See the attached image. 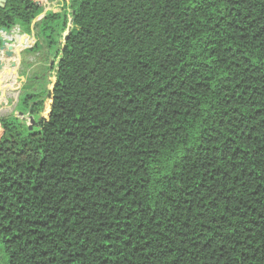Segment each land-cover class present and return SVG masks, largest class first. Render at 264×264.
I'll list each match as a JSON object with an SVG mask.
<instances>
[{"label":"trees","instance_id":"obj_1","mask_svg":"<svg viewBox=\"0 0 264 264\" xmlns=\"http://www.w3.org/2000/svg\"><path fill=\"white\" fill-rule=\"evenodd\" d=\"M44 2L0 6L1 89L24 32L43 69L34 128L0 119L5 264H264V0H70L32 28Z\"/></svg>","mask_w":264,"mask_h":264},{"label":"rangeland","instance_id":"obj_2","mask_svg":"<svg viewBox=\"0 0 264 264\" xmlns=\"http://www.w3.org/2000/svg\"><path fill=\"white\" fill-rule=\"evenodd\" d=\"M64 1L70 4V0H45L44 2V8L46 9L45 13H47L52 9H56L57 7H60ZM70 20L68 22V26L71 25ZM33 27L34 25L32 26V28ZM72 28H73V24H72ZM67 29L64 31V34L67 32ZM24 33L29 35L30 38L36 36V32L34 30L32 33H28V32H24ZM33 41L35 43L36 38ZM64 41L65 38L63 36L61 42L64 43ZM34 43H32V46L34 45ZM31 47L23 50L22 53L20 49L18 51L17 50L14 51L13 61H16L17 65L16 67L13 68L18 69V75H16L12 71L11 86L0 90V119L7 118L10 116L12 117L15 116L23 123L24 130L26 132L34 128L37 118L30 113L19 114L18 104L23 86L22 84L23 80L21 79V77L24 76L25 78H27L35 75L38 76V74H41L43 72V69L41 68L42 63L39 61L37 54L27 51L28 49H31ZM20 53H21V59L19 63ZM54 61L55 64H57L58 59L53 58L52 62ZM55 82H56V70L54 69L50 73V83H49L50 90L53 89ZM5 260H6V256L3 250V245L0 242V264H5Z\"/></svg>","mask_w":264,"mask_h":264},{"label":"water","instance_id":"obj_3","mask_svg":"<svg viewBox=\"0 0 264 264\" xmlns=\"http://www.w3.org/2000/svg\"><path fill=\"white\" fill-rule=\"evenodd\" d=\"M6 2H7V0H0V6L5 7ZM45 11H46V9H44L43 13H42L40 16H38V17L34 20L33 25L35 24L36 21H38L39 19H41V18L46 14ZM73 21H74V18H71V20H70L71 25H72ZM11 30H12V29H11ZM11 30H10V31H11ZM10 31H8L6 34H9V35H10ZM70 31H71V30H70ZM70 31H67V32L65 33V36H64L65 40L68 38V35H69ZM26 35H27V34H26ZM28 36H29V35H28ZM35 38H36V37L33 36L32 41H33ZM1 40H2V43H1V46H0V53L6 48V42H7L5 36H2V37H1ZM31 46H32V45H24V46H21V48H20L21 53H22L23 50H25V49H27V48H29V47H31ZM21 53H20L19 63H20V59H21ZM6 54H7V55L11 54L10 50H9V51H6ZM3 65H4V63L2 62V60H1V58H0V69L3 68ZM11 65H12L13 67H16L17 62H16V61H12V64H11ZM18 65H19V64H18ZM9 71H13L16 75H18V69H13L12 67H10V68H8V72H9ZM21 79L23 80V82L26 81V78H25L24 76H22ZM1 83H2V81H1V79H0V90H1V88H2ZM21 114H22V113H21ZM32 118H33V117H32ZM33 120H34V119H33Z\"/></svg>","mask_w":264,"mask_h":264},{"label":"bare ground","instance_id":"obj_4","mask_svg":"<svg viewBox=\"0 0 264 264\" xmlns=\"http://www.w3.org/2000/svg\"><path fill=\"white\" fill-rule=\"evenodd\" d=\"M18 50H19V49H18ZM18 50H17V51H18Z\"/></svg>","mask_w":264,"mask_h":264}]
</instances>
